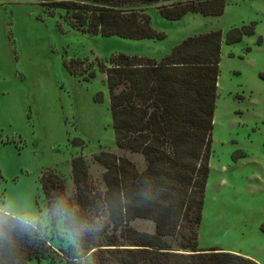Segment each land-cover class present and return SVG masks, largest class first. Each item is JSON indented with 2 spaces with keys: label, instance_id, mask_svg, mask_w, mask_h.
Wrapping results in <instances>:
<instances>
[{
  "label": "rangeland",
  "instance_id": "1",
  "mask_svg": "<svg viewBox=\"0 0 264 264\" xmlns=\"http://www.w3.org/2000/svg\"><path fill=\"white\" fill-rule=\"evenodd\" d=\"M36 3L0 0V209L40 221L55 250L73 243L63 219L56 229L51 226L42 174L59 172L72 197L75 157H85L90 180L101 191L105 169L94 154L113 153L139 171L146 169L141 154L116 146L109 91L98 62L116 54L161 61L185 39L220 31L210 173L198 245L264 264V0H228L221 16L190 13L175 22L150 9L152 28L165 35L163 40L90 36L69 27L60 15L47 16ZM251 23L257 24L255 35L227 43L230 30ZM72 61L84 62L75 64L76 74L67 69ZM87 68L95 72L93 80H85ZM131 226L155 233L154 223L146 219ZM29 264L66 263L46 258Z\"/></svg>",
  "mask_w": 264,
  "mask_h": 264
},
{
  "label": "trees",
  "instance_id": "2",
  "mask_svg": "<svg viewBox=\"0 0 264 264\" xmlns=\"http://www.w3.org/2000/svg\"><path fill=\"white\" fill-rule=\"evenodd\" d=\"M35 1L47 16L60 15L69 27L90 36L163 40L165 35L152 28L150 9L175 22L190 13L221 16L228 0ZM256 25L233 28L227 43L255 35ZM222 41V32L215 31L185 39L161 61L116 54L98 62L109 91L116 146L141 154L146 169L139 171L131 160L113 153L94 154V161L105 169L101 191L90 180L85 157H75L72 197L65 177L46 170L41 183L51 226L56 229L63 219L73 243L55 250L48 227L40 221L0 209V264L46 258L66 264H258L198 245ZM75 64L84 62L67 64L72 74L79 72ZM83 72L89 74L86 81L96 77L89 68ZM137 219L152 221L155 233L134 229L131 223Z\"/></svg>",
  "mask_w": 264,
  "mask_h": 264
},
{
  "label": "crops",
  "instance_id": "3",
  "mask_svg": "<svg viewBox=\"0 0 264 264\" xmlns=\"http://www.w3.org/2000/svg\"><path fill=\"white\" fill-rule=\"evenodd\" d=\"M254 261V260H253ZM256 262V261H255Z\"/></svg>",
  "mask_w": 264,
  "mask_h": 264
}]
</instances>
